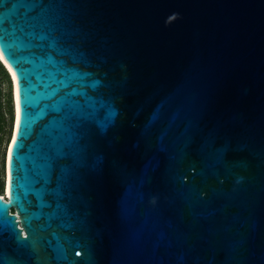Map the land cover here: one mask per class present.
Wrapping results in <instances>:
<instances>
[{"label":"water","instance_id":"1","mask_svg":"<svg viewBox=\"0 0 264 264\" xmlns=\"http://www.w3.org/2000/svg\"><path fill=\"white\" fill-rule=\"evenodd\" d=\"M43 7L55 47L1 54L0 264H264V0Z\"/></svg>","mask_w":264,"mask_h":264},{"label":"snow or ice","instance_id":"2","mask_svg":"<svg viewBox=\"0 0 264 264\" xmlns=\"http://www.w3.org/2000/svg\"><path fill=\"white\" fill-rule=\"evenodd\" d=\"M9 2L12 7L9 12L4 13L2 9ZM48 2L49 0H0V54H6L11 60L13 53L8 50L12 47H55V40L48 44L51 34L55 31L52 22L44 17L43 6ZM5 23L9 24L11 30L4 27ZM11 155L10 148V159Z\"/></svg>","mask_w":264,"mask_h":264},{"label":"rangeland","instance_id":"3","mask_svg":"<svg viewBox=\"0 0 264 264\" xmlns=\"http://www.w3.org/2000/svg\"><path fill=\"white\" fill-rule=\"evenodd\" d=\"M14 119L9 75L0 64V192L5 190V160Z\"/></svg>","mask_w":264,"mask_h":264},{"label":"bare ground","instance_id":"4","mask_svg":"<svg viewBox=\"0 0 264 264\" xmlns=\"http://www.w3.org/2000/svg\"><path fill=\"white\" fill-rule=\"evenodd\" d=\"M0 63L1 65L4 67L5 71L7 72V74L9 75L10 80L13 79L14 84H15V98H16V106H17V115H18V97H17V81H16V77L15 74L13 72V70L11 69V67L7 64V62L4 60V58L2 57V55L0 54ZM12 82V80H11ZM5 172H6V167H5ZM6 180H5V190H4V197L6 198L7 196V192H6V185H7V174H6Z\"/></svg>","mask_w":264,"mask_h":264},{"label":"trees","instance_id":"5","mask_svg":"<svg viewBox=\"0 0 264 264\" xmlns=\"http://www.w3.org/2000/svg\"><path fill=\"white\" fill-rule=\"evenodd\" d=\"M1 64V63H0ZM4 68V67H3ZM0 195L3 196L4 194L0 192Z\"/></svg>","mask_w":264,"mask_h":264},{"label":"built area","instance_id":"6","mask_svg":"<svg viewBox=\"0 0 264 264\" xmlns=\"http://www.w3.org/2000/svg\"><path fill=\"white\" fill-rule=\"evenodd\" d=\"M11 213H14V211H12Z\"/></svg>","mask_w":264,"mask_h":264}]
</instances>
